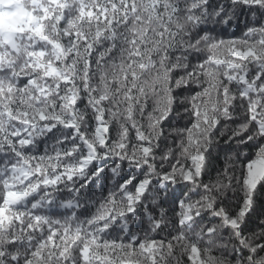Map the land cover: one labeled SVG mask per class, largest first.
Instances as JSON below:
<instances>
[{"label":"snow or ice","instance_id":"obj_1","mask_svg":"<svg viewBox=\"0 0 264 264\" xmlns=\"http://www.w3.org/2000/svg\"><path fill=\"white\" fill-rule=\"evenodd\" d=\"M0 264H264V0H0Z\"/></svg>","mask_w":264,"mask_h":264}]
</instances>
